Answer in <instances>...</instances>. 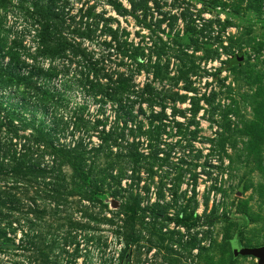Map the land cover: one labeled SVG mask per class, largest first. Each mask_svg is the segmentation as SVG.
<instances>
[{"label": "rangeland", "instance_id": "374dc122", "mask_svg": "<svg viewBox=\"0 0 264 264\" xmlns=\"http://www.w3.org/2000/svg\"><path fill=\"white\" fill-rule=\"evenodd\" d=\"M264 0H0V264H259Z\"/></svg>", "mask_w": 264, "mask_h": 264}, {"label": "water", "instance_id": "95a60500", "mask_svg": "<svg viewBox=\"0 0 264 264\" xmlns=\"http://www.w3.org/2000/svg\"><path fill=\"white\" fill-rule=\"evenodd\" d=\"M241 255L251 256L252 258H255L259 264H264V247L241 252Z\"/></svg>", "mask_w": 264, "mask_h": 264}]
</instances>
